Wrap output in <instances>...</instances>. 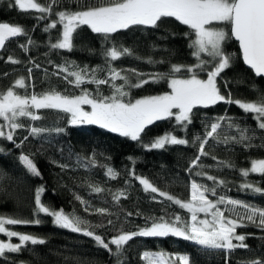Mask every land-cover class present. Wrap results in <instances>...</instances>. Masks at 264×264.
<instances>
[{"label":"trees","instance_id":"obj_1","mask_svg":"<svg viewBox=\"0 0 264 264\" xmlns=\"http://www.w3.org/2000/svg\"><path fill=\"white\" fill-rule=\"evenodd\" d=\"M32 1L22 9L0 0V23L17 30L0 52V101L9 91L34 104L11 127L0 113V217L34 237L0 255V264H146L145 252L186 256L187 264H264V171H251L264 158V127L239 105H264V80L243 66L230 21L221 46L227 66L216 79L221 99L130 138L73 124L68 110L35 99L132 104L164 94L170 77L198 62L194 28L172 14L107 31L80 23L65 48L57 45L64 20L125 0ZM217 64L200 69L201 77ZM195 187L220 201L239 241L205 245L157 228L189 233L184 202ZM120 236L126 240L114 243Z\"/></svg>","mask_w":264,"mask_h":264},{"label":"rangeland","instance_id":"obj_2","mask_svg":"<svg viewBox=\"0 0 264 264\" xmlns=\"http://www.w3.org/2000/svg\"><path fill=\"white\" fill-rule=\"evenodd\" d=\"M22 9L34 8L32 0H15ZM232 4L225 0H125L120 4L100 6L79 13L76 22L63 21L62 37L57 43L60 47L70 46L71 33L77 24L89 23L93 29L107 31L112 28H123L129 23L139 21H153L159 14H172L181 22L194 28V55L198 62L188 68L190 73L173 75L169 79L170 91L151 97L138 99L132 104L120 102L100 103L86 96L68 98L59 95H46L35 99L41 106H52L68 110L72 121H82L96 124L113 132L135 138L142 128L167 116H173L181 121L188 116L190 109L196 105H208L221 99L217 90L216 79L218 73L227 66L226 59L221 53L222 42L226 36L227 24L230 21ZM218 63L206 77H201L200 69ZM198 70H194L195 68ZM0 105V111L7 127L14 126L17 116L27 114L32 100L7 92ZM246 110L255 113L259 124L264 127V105L254 103H239ZM4 128L0 124V136ZM163 138L158 142L162 143ZM158 143V144H159ZM251 171H264V158L255 159ZM147 185V182H143ZM184 206L190 212L189 233H183L172 227H157L162 230L176 231L193 241L205 245L228 244L231 239L240 240L236 225L232 219H225L224 209L220 208V201H211L198 187H195L189 201ZM41 209V208H40ZM61 223H66L64 217L56 214ZM9 217H0V255L12 250L27 241H33L30 234L17 229L20 225ZM153 232V231H152ZM144 234L151 231H144ZM15 238V239H14ZM16 240V241H14ZM126 236L113 239L114 243H122ZM143 258L146 264H187L186 256L145 252Z\"/></svg>","mask_w":264,"mask_h":264},{"label":"water","instance_id":"obj_3","mask_svg":"<svg viewBox=\"0 0 264 264\" xmlns=\"http://www.w3.org/2000/svg\"><path fill=\"white\" fill-rule=\"evenodd\" d=\"M230 34L237 43L243 66L264 80V0H235L231 8ZM16 36V29L0 23V52L6 42ZM3 108L0 105V111Z\"/></svg>","mask_w":264,"mask_h":264},{"label":"flooded vegetation","instance_id":"obj_4","mask_svg":"<svg viewBox=\"0 0 264 264\" xmlns=\"http://www.w3.org/2000/svg\"><path fill=\"white\" fill-rule=\"evenodd\" d=\"M233 5V4H232Z\"/></svg>","mask_w":264,"mask_h":264}]
</instances>
